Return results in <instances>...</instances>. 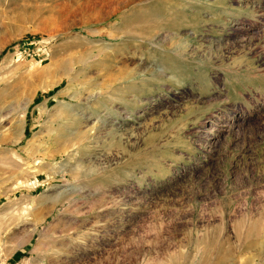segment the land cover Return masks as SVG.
Here are the masks:
<instances>
[{
  "label": "rangeland",
  "instance_id": "obj_1",
  "mask_svg": "<svg viewBox=\"0 0 264 264\" xmlns=\"http://www.w3.org/2000/svg\"><path fill=\"white\" fill-rule=\"evenodd\" d=\"M0 264H264V0H0Z\"/></svg>",
  "mask_w": 264,
  "mask_h": 264
},
{
  "label": "bare ground",
  "instance_id": "obj_2",
  "mask_svg": "<svg viewBox=\"0 0 264 264\" xmlns=\"http://www.w3.org/2000/svg\"><path fill=\"white\" fill-rule=\"evenodd\" d=\"M52 211V210H51ZM47 215V214H46ZM43 217V216H42ZM41 220V219H40ZM38 222H39V219H38Z\"/></svg>",
  "mask_w": 264,
  "mask_h": 264
}]
</instances>
